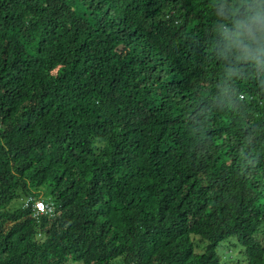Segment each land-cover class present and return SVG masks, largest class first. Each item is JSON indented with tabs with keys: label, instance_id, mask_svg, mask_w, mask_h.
I'll return each mask as SVG.
<instances>
[{
	"label": "trees",
	"instance_id": "trees-1",
	"mask_svg": "<svg viewBox=\"0 0 264 264\" xmlns=\"http://www.w3.org/2000/svg\"><path fill=\"white\" fill-rule=\"evenodd\" d=\"M254 2L0 0V264H264Z\"/></svg>",
	"mask_w": 264,
	"mask_h": 264
},
{
	"label": "clouds",
	"instance_id": "clouds-1",
	"mask_svg": "<svg viewBox=\"0 0 264 264\" xmlns=\"http://www.w3.org/2000/svg\"><path fill=\"white\" fill-rule=\"evenodd\" d=\"M220 42V54L230 62L229 71H236V61L264 66V0H255L245 13L221 24Z\"/></svg>",
	"mask_w": 264,
	"mask_h": 264
},
{
	"label": "built area",
	"instance_id": "built-area-1",
	"mask_svg": "<svg viewBox=\"0 0 264 264\" xmlns=\"http://www.w3.org/2000/svg\"><path fill=\"white\" fill-rule=\"evenodd\" d=\"M30 204L33 206L34 215L52 214L54 210L53 205L47 203L42 197L29 196L25 201V207H28Z\"/></svg>",
	"mask_w": 264,
	"mask_h": 264
}]
</instances>
